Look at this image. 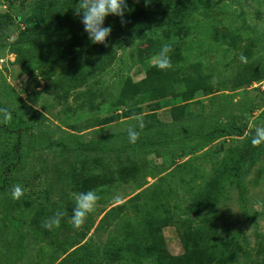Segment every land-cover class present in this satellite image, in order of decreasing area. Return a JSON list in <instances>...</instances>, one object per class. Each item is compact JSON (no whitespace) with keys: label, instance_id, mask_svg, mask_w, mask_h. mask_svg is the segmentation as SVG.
<instances>
[{"label":"rangeland","instance_id":"1","mask_svg":"<svg viewBox=\"0 0 264 264\" xmlns=\"http://www.w3.org/2000/svg\"><path fill=\"white\" fill-rule=\"evenodd\" d=\"M29 1L0 0V124L15 128L19 119L26 122L18 133L0 130V161L5 156L13 161L14 145L18 154L6 177L9 185H0V264H60L63 258L69 263L86 253L95 264H106L108 240L121 238L149 210L167 215L160 232L172 256L183 254V240L193 230L204 228L228 264H264V149L242 180V199L228 178L211 207L190 209L198 191L221 176L223 162L252 147L245 137H220L199 149L197 138L179 140L161 150L148 149L140 162L63 152L46 140H96L139 127L137 116L178 121L179 129L205 120L209 128L233 110L247 111L257 96L263 102L249 113V129L264 127V77L236 85L242 71L264 73V0H211L195 13L176 36L183 57L168 87L151 74L158 55L152 37L125 15L124 23L117 16L110 21L103 61L80 83L60 63L23 68L16 51L19 32L33 23ZM186 74H196L203 86L193 90L181 81ZM139 81L143 85L134 94L132 85ZM111 114L117 119L108 122ZM96 174L108 181L87 187L100 199L83 225L73 229L71 199L88 185L86 177ZM31 178L37 189L32 194ZM14 186L21 189L17 199L11 197ZM59 210H67L61 225L44 229L43 220ZM108 264L158 263L122 255Z\"/></svg>","mask_w":264,"mask_h":264},{"label":"trees","instance_id":"2","mask_svg":"<svg viewBox=\"0 0 264 264\" xmlns=\"http://www.w3.org/2000/svg\"><path fill=\"white\" fill-rule=\"evenodd\" d=\"M79 0H30V16L33 23L21 30L18 34L20 44L17 46L18 61L27 69L33 63L47 64L60 63L66 70L71 80L80 83L93 69H97L102 63L103 44H91L87 34L80 23V17L75 15L74 8L78 7ZM128 10L125 12L126 19L140 32H146L152 37L157 54L165 43L171 46L168 54L170 67L161 70L151 67V74L162 79L164 86L170 85L173 77V69L183 57L181 46L176 43V36L193 19L200 9H206L211 0H139L129 1ZM114 15L105 18V26ZM108 39V38H107ZM258 77H264V73L242 71L238 76L237 86L249 85ZM181 81L192 85L193 90L203 86L201 79L196 74L182 75ZM144 81L135 82L132 85L133 93L136 94ZM263 102L262 96H257L247 111L233 110L227 113L225 118L218 119L207 128L205 120L187 124L182 129L178 121L162 123L143 117V127H135L139 133L135 143H130L127 137V129L89 141H82L74 136L75 142L70 144L62 140L46 138L49 146L59 148L63 152L80 153L83 155H111L121 158L124 162H140L143 154L148 149L161 150L169 145L184 139H199V149L206 142H212L220 137H245L251 143L255 131L249 129V113L260 108ZM26 107L22 112L26 111ZM26 115V114H25ZM28 117V116H27ZM108 122L115 121L117 114H111ZM191 119H194L191 118ZM26 122L22 119L16 122L15 128L0 124V130L10 133H18ZM252 144V143H251ZM264 143L253 145L236 160L223 162L221 176L215 178L206 187L201 188L190 206V209L200 212L211 207L220 195L221 181L231 178L235 184L239 196L241 195V183L247 176L252 165L259 159ZM239 151V150H238ZM13 161L5 156L0 161V185L8 184L6 177L12 174L18 158L16 145L12 149ZM120 177L129 179L122 174ZM108 176L96 174L87 176V186H81L82 191L107 183ZM33 179H29V193H36V185ZM2 187V186H1ZM167 215L156 214L146 211L140 215L135 225L125 230L121 238L108 240L104 247V260L108 264L118 256L125 255L127 258L137 261L141 258H152L158 264H228L225 255L220 254L216 246L210 244L205 236L206 230L199 228L193 230L188 240H183L184 252L180 256H172L165 250L160 226L166 222ZM86 253L77 260L71 259L67 263L62 259L60 264H95Z\"/></svg>","mask_w":264,"mask_h":264},{"label":"clouds","instance_id":"3","mask_svg":"<svg viewBox=\"0 0 264 264\" xmlns=\"http://www.w3.org/2000/svg\"><path fill=\"white\" fill-rule=\"evenodd\" d=\"M127 10V0H79L78 7L74 8L75 15L80 17V23L83 25V30L90 43L105 46H107V38L112 32L111 26H105V18L114 15L120 17L121 22L124 23L123 17ZM171 50V46L167 43L161 46L155 62L157 68L164 70L171 66L168 55ZM7 119L8 117L5 116V121ZM136 119L138 126L142 128V117L137 116ZM138 135L135 127L130 126L127 129V137L130 143H135ZM251 143L254 146L264 143V127H256ZM20 195V187L14 186L11 190V197L17 199ZM99 199L96 190L81 191L72 197L71 202L74 207L72 214L68 215V219L73 229H79L83 225L86 217L94 211ZM66 211L59 210L52 216L45 218L42 227L49 231L58 228L66 215Z\"/></svg>","mask_w":264,"mask_h":264}]
</instances>
